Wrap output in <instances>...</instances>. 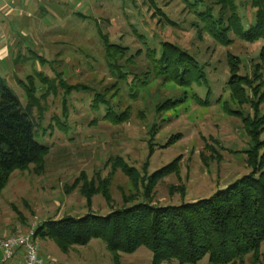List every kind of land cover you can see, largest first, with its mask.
Masks as SVG:
<instances>
[{
	"label": "rangeland",
	"instance_id": "obj_1",
	"mask_svg": "<svg viewBox=\"0 0 264 264\" xmlns=\"http://www.w3.org/2000/svg\"><path fill=\"white\" fill-rule=\"evenodd\" d=\"M98 1L82 6L79 16L60 7L59 16L44 18L53 26L44 33H0L1 45L11 42V63L0 59V77L23 106L31 78L35 139L47 149L38 163L14 170L0 191V238L143 202L180 206L264 172V40L232 30L226 44L213 39L199 17L217 18L211 0ZM235 4L249 29L251 0ZM12 25L13 35L19 27ZM98 32L118 51L107 53ZM178 58L182 67H195L181 82L174 77L183 72ZM174 59V66L166 63ZM254 111L258 150L246 134L245 119ZM170 165V172H161ZM36 242L45 249L39 237ZM48 243L44 264H114L98 239L65 254ZM151 261L143 246L120 254V264ZM197 264L211 263L205 256ZM235 264H264V241L256 255Z\"/></svg>",
	"mask_w": 264,
	"mask_h": 264
},
{
	"label": "trees",
	"instance_id": "obj_2",
	"mask_svg": "<svg viewBox=\"0 0 264 264\" xmlns=\"http://www.w3.org/2000/svg\"><path fill=\"white\" fill-rule=\"evenodd\" d=\"M211 1L212 6H218L217 18L207 13L199 14V17L213 39L226 44V35L232 30L237 34L243 33L247 40H264V0H251L255 12L249 29L242 25L235 0ZM149 3L152 4L153 0H149ZM98 33L107 53L108 50L118 51L119 47L108 44L106 37ZM164 45L173 51L172 46ZM259 57L264 62V47ZM171 58L165 57L167 60ZM177 61V70L183 72L181 75L173 74L181 82L187 74H192L195 67H188L187 63L182 67L181 59ZM168 62L174 66L176 60ZM228 62L231 72L237 71L238 66ZM197 72L200 73V67ZM27 81L31 84V93L27 92L28 101L23 106L0 77V191L14 170L38 163L47 152L46 147L35 139V104L32 103L35 89L31 78L28 77ZM228 83L232 88L233 81ZM98 104L105 105V102L100 101ZM256 114L254 111L253 118L246 117L245 120H250L246 134L258 150L262 142L258 138L260 129L254 125ZM248 153H252V149ZM260 158L263 162L264 152ZM170 168L172 165L161 172H170ZM256 174L244 176L209 198L180 206L153 207L143 202L114 210L104 217L88 214L80 218L68 217L44 222L34 229L35 239H48L62 251L73 246H86L91 240L98 239L105 244L114 264H120V254H133L142 246L151 252V264L172 261L178 264H197L205 256L211 264H235L248 254L256 255L264 241V172ZM103 196L107 201V193H103Z\"/></svg>",
	"mask_w": 264,
	"mask_h": 264
},
{
	"label": "crops",
	"instance_id": "obj_3",
	"mask_svg": "<svg viewBox=\"0 0 264 264\" xmlns=\"http://www.w3.org/2000/svg\"><path fill=\"white\" fill-rule=\"evenodd\" d=\"M97 2L99 1L98 0H0V33H2L1 35L8 34L7 36L11 35L16 37L21 35H28V34L32 35L34 33H44L46 32L45 31L46 27L48 28L53 27L45 23L44 18H46V16L50 15L51 13H53V15L59 16V13H61L60 7L64 9V12L62 13H65L67 11L68 14L69 12H71L72 14L74 15L78 14L77 16H79V14H81L84 9L82 8V6H88ZM67 4L74 5L76 9H74L73 11L66 9L64 5ZM13 21H15L17 26L19 27L18 28L19 32L15 30V34L12 35V29L14 27L12 25ZM10 44L11 42L9 44L6 43L2 45L0 44V59L7 60L10 62L11 60ZM41 241L43 242L45 249L40 247V252L46 253L45 250L48 252L49 251L48 241L50 240L41 239ZM71 248H69L67 251H62L58 247V249L64 254L67 253Z\"/></svg>",
	"mask_w": 264,
	"mask_h": 264
},
{
	"label": "built area",
	"instance_id": "obj_4",
	"mask_svg": "<svg viewBox=\"0 0 264 264\" xmlns=\"http://www.w3.org/2000/svg\"><path fill=\"white\" fill-rule=\"evenodd\" d=\"M0 264H44L35 230L0 238Z\"/></svg>",
	"mask_w": 264,
	"mask_h": 264
}]
</instances>
